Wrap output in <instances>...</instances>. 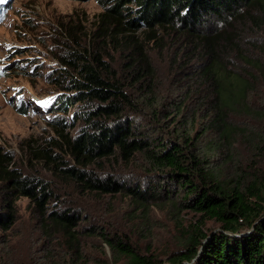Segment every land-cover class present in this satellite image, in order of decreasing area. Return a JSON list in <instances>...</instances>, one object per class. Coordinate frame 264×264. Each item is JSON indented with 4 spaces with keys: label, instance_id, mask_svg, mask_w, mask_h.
I'll return each instance as SVG.
<instances>
[{
    "label": "rangeland",
    "instance_id": "obj_1",
    "mask_svg": "<svg viewBox=\"0 0 264 264\" xmlns=\"http://www.w3.org/2000/svg\"><path fill=\"white\" fill-rule=\"evenodd\" d=\"M114 2L4 0L0 3V155L6 153L10 160L3 168L45 179L54 193L47 211L58 207L79 215L74 227L76 237L69 239L55 227L45 229L33 201L19 197L14 224L8 231L0 227V264H122L125 257L114 253L103 235L116 236L140 254L167 264L169 254L182 246L179 244L187 233V225L200 217L168 199L157 204H141L121 193L81 191L72 178L55 170L52 159L42 156L41 149L48 148L51 154L63 158L62 166H77L58 132L62 130L63 135L70 137L85 126L82 116L85 104L73 100L60 108L57 102L61 95L77 91L69 89V78L75 77L80 64L88 62L103 71L98 66L100 59L129 88L134 83L133 70L129 67L136 57L129 56L122 44L111 40L113 21L102 16ZM126 5L134 15L136 5L130 2ZM237 28L240 32L242 25L237 24ZM118 31L121 32L120 27ZM247 32L246 29L240 34L246 38L257 36L260 48L243 43L244 48L264 61V34L247 35ZM138 35L146 42L140 31H125L118 38ZM168 39L162 50L153 42L147 43L149 71L144 70V78L136 87L142 90V95L159 99V103L152 110L129 114L136 119L134 129L143 137L160 140L180 134L179 129L187 121V128L192 127V137H199L201 157L212 156L210 161L217 177L264 175V123L245 117L234 119L245 130L234 137L233 144H223L210 153L208 146L215 136L209 131L201 132L206 121L205 107L200 105L196 111L194 99L187 100L182 115L177 113L176 106L187 93L197 89L208 92V89L198 75L201 62L184 49L181 41L178 44L171 36ZM146 63L143 60L139 65L144 67ZM253 101L256 106L264 104V93H257ZM105 165L107 172L113 170L130 182L145 180L147 176L141 156L130 163L118 157ZM148 178L153 180L151 176ZM2 183L0 173V186ZM1 189L0 214L5 213ZM205 229L217 232L219 225L207 219Z\"/></svg>",
    "mask_w": 264,
    "mask_h": 264
},
{
    "label": "trees",
    "instance_id": "obj_2",
    "mask_svg": "<svg viewBox=\"0 0 264 264\" xmlns=\"http://www.w3.org/2000/svg\"><path fill=\"white\" fill-rule=\"evenodd\" d=\"M127 2L136 5L134 15ZM102 16L113 21L111 40L122 44L129 56L136 57L129 67L135 84H131V89L122 83L117 72L100 59L98 66L104 72L88 62L80 64L75 77L69 78V89L77 91L61 95L57 102L59 107L70 105L73 100L85 104V126L70 137L63 135L62 130L58 132L77 166H62L63 158L51 154L48 148L41 149L42 156L52 159L55 170L72 178L81 191L121 193L141 204L168 199L175 206L199 214L197 222L187 225V233L179 244L182 246L169 254L167 264H264V175L217 177L210 161L212 156L201 157L199 137H192L187 121L177 136L153 140L134 129L136 119L129 115L157 107L159 99L142 95L136 83L144 78V70L149 71L147 43L153 42L162 50L171 36L201 62L198 75L208 92L191 90L176 109L182 115L186 101L192 99L196 111L200 105L205 107L206 121L201 132L209 131L215 136L208 146L210 153L223 144H233L234 137L245 130L234 119L245 117L264 123V104L256 106L253 101L257 93H264V61L249 54L243 45L259 49L261 41L257 36L246 38L240 34L246 29L247 35L264 34V0H115ZM237 24L242 25L240 32ZM125 31H140L146 42L139 35L119 39L118 34ZM143 60L147 62L144 67L139 65ZM138 156L144 162L145 180L130 182L113 170L106 171L105 164L118 157L130 163ZM5 162H10L6 153L0 155L5 211L0 214V227L6 231L12 227L16 201L26 196L39 211L45 229L55 227L69 239L75 238L79 215L58 207L47 211L54 193L45 179L3 168ZM207 219L219 225L217 232L205 229ZM103 238L114 253L125 257L122 264H164L140 254L116 236Z\"/></svg>",
    "mask_w": 264,
    "mask_h": 264
},
{
    "label": "snow or ice",
    "instance_id": "obj_3",
    "mask_svg": "<svg viewBox=\"0 0 264 264\" xmlns=\"http://www.w3.org/2000/svg\"><path fill=\"white\" fill-rule=\"evenodd\" d=\"M4 2V0H0V3H3Z\"/></svg>",
    "mask_w": 264,
    "mask_h": 264
}]
</instances>
